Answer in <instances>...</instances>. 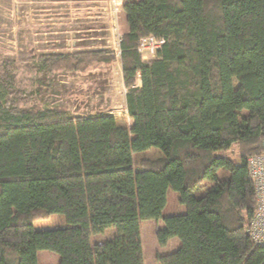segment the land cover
<instances>
[{
	"label": "trees",
	"instance_id": "1",
	"mask_svg": "<svg viewBox=\"0 0 264 264\" xmlns=\"http://www.w3.org/2000/svg\"><path fill=\"white\" fill-rule=\"evenodd\" d=\"M123 3L129 128L109 112L73 116L23 96L37 75L112 70L111 53L44 55L21 73L0 63V264H40L41 250L58 264H145L141 222L163 217L170 187L185 212L157 231L161 246L180 241L164 264H264L248 231L257 211L248 158L264 153V0ZM149 35L164 43L145 61ZM235 144L239 160L228 154ZM153 147L162 156L136 168L134 154ZM56 212L69 224L37 233ZM109 227L112 238L91 243Z\"/></svg>",
	"mask_w": 264,
	"mask_h": 264
},
{
	"label": "rangeland",
	"instance_id": "2",
	"mask_svg": "<svg viewBox=\"0 0 264 264\" xmlns=\"http://www.w3.org/2000/svg\"><path fill=\"white\" fill-rule=\"evenodd\" d=\"M107 5V0H0V63L16 65L19 73L29 71L25 67L29 60L38 64L40 57L50 54L68 56L100 49L111 53L115 59L112 70H61L42 79L37 75L35 83L29 81L31 85L23 95L29 105L38 103L45 108L64 107L73 116L109 112L116 117L119 125L128 128L131 126L132 120L126 106L127 89L122 84L121 68L118 64L119 48L116 42L117 36L122 37V32L128 30V16L118 10L124 6L123 0L117 5L112 1L113 18L108 21V13L111 11L107 10L109 6L105 9ZM76 7L77 10L74 9ZM58 13L63 16V24H48L50 21L56 22ZM27 48H34L35 51L31 52L35 55H25L24 50ZM23 76L29 80L25 73L20 79ZM136 80V85H141L140 73ZM224 112L230 113L233 124L236 125L233 108L230 107ZM160 154L161 150L154 147L135 153V167L142 165L144 160L157 159ZM228 154L239 160L241 149L235 144ZM170 189L163 217L141 222L145 264H156L159 257L174 253L179 246L180 241L176 237L172 238L167 246H161L156 236L157 231L165 225L164 217L185 212V205L181 203L180 196L173 188ZM68 224L69 220L64 214L56 212L46 220H37L35 227L37 233L42 231L45 235ZM115 234L116 228L109 227L101 233L91 234L90 241L92 244L106 241ZM38 258L40 264L59 262L58 255L48 250L39 251Z\"/></svg>",
	"mask_w": 264,
	"mask_h": 264
},
{
	"label": "built area",
	"instance_id": "3",
	"mask_svg": "<svg viewBox=\"0 0 264 264\" xmlns=\"http://www.w3.org/2000/svg\"><path fill=\"white\" fill-rule=\"evenodd\" d=\"M109 1H113L115 5L121 2V0ZM120 41L121 35H118L116 42L119 48V55L121 54ZM163 43L164 40L162 38L149 35L141 39L138 51L142 55L143 60L148 61L156 56ZM248 170L254 182L257 204V211L250 221L248 231L257 244H264V153L251 155L248 158Z\"/></svg>",
	"mask_w": 264,
	"mask_h": 264
},
{
	"label": "crops",
	"instance_id": "4",
	"mask_svg": "<svg viewBox=\"0 0 264 264\" xmlns=\"http://www.w3.org/2000/svg\"><path fill=\"white\" fill-rule=\"evenodd\" d=\"M108 1V5L105 7V9H107V7L109 6V8L107 9L108 10V12H110V13H108V21H110L111 20V18H113V14H112V6H111V3L112 2H110L109 0H107ZM122 1V0H121ZM115 5V4H114ZM75 10H77L78 8L76 7V8H74ZM45 10H47L46 8H45ZM49 10V9H48ZM106 10V11H107ZM119 11H122L121 13H124L123 15L124 16H127V13H126V11H125V9L123 8V7H121L120 9H118ZM55 20H56V22L54 23L53 21H50L48 24H56V25H60V23L61 24H63V22H62V20H63V16L61 15V14H56V18H55ZM126 32V31H125ZM125 32H122V35L125 33ZM29 45H30V43H29ZM26 50H27V52H26ZM26 50H24L25 51V55H27L28 53H30V55L31 56H33V55H35L33 52H31V51H35V49L34 48H27ZM57 51V50H56ZM55 53H58V52H55ZM120 57V56H119ZM118 64H120V68H121V62H119L118 61ZM121 74H122V69H121ZM122 84H123V86L124 87H126L125 86V84H124V81H123V76H122ZM140 85V84H139ZM126 89H127V91H128V88L126 87ZM222 109H223V111H225L226 109H228V107L226 106V105H223L222 106ZM162 153V152H161ZM162 156V154H160V156L159 157H161ZM158 157V158H159ZM171 189L169 188V190H168V192L170 191ZM178 193V192H177ZM178 195H179V193H178ZM167 204H168V202H167ZM165 209H166V207H165ZM165 209L163 210V215H164V211H165ZM61 214H63V213H61ZM64 216H65V214H64ZM65 218H66V216H65ZM142 241H143V238H142ZM170 241V240H169ZM168 244V243H167ZM167 246V245H166ZM143 247H144V244H143ZM39 254V253H38ZM165 255V254H164ZM163 256V255H162ZM59 258V257H58ZM58 261H59V259H58ZM146 263V262H145ZM156 264H164V262L162 261V259H161V257H159V259L157 260V262H156Z\"/></svg>",
	"mask_w": 264,
	"mask_h": 264
}]
</instances>
